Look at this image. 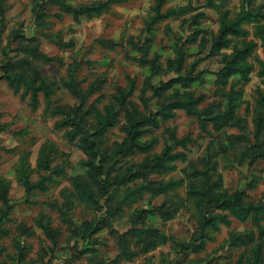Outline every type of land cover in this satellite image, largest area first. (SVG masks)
Segmentation results:
<instances>
[{
    "label": "rangeland",
    "instance_id": "obj_1",
    "mask_svg": "<svg viewBox=\"0 0 264 264\" xmlns=\"http://www.w3.org/2000/svg\"><path fill=\"white\" fill-rule=\"evenodd\" d=\"M109 1L0 0V264H264V0Z\"/></svg>",
    "mask_w": 264,
    "mask_h": 264
},
{
    "label": "trees",
    "instance_id": "obj_2",
    "mask_svg": "<svg viewBox=\"0 0 264 264\" xmlns=\"http://www.w3.org/2000/svg\"><path fill=\"white\" fill-rule=\"evenodd\" d=\"M111 1H113V0H110L109 2H111ZM118 1H120V0H118ZM104 3H105L106 5H108V4H107L108 2H107V3L104 2ZM103 5H104V4H103L102 2L99 3V6H103ZM243 75H245V73H243ZM183 247H184V248H183V250H184V249H186V248L189 247V246H188V244H183Z\"/></svg>",
    "mask_w": 264,
    "mask_h": 264
}]
</instances>
